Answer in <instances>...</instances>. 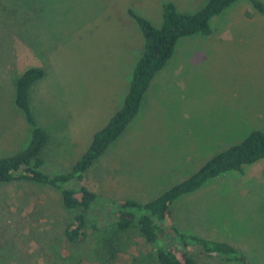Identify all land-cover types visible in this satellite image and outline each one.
Instances as JSON below:
<instances>
[{
	"label": "rangeland",
	"instance_id": "1",
	"mask_svg": "<svg viewBox=\"0 0 264 264\" xmlns=\"http://www.w3.org/2000/svg\"><path fill=\"white\" fill-rule=\"evenodd\" d=\"M257 1L262 11L236 0L209 20V34L178 39L124 131L70 182L97 195L90 214L98 228L82 242L64 237L71 213L57 188L0 183V264H137L132 256L150 251L134 229L115 256L102 251L99 236L114 229L109 208L126 198L151 200L249 131H264V0ZM165 2L190 13L206 0H0V157L28 142L13 82L37 66L43 75L30 87L29 109L47 135L40 170L67 172L120 108L141 54L142 34L127 12L157 27ZM169 207L168 225L264 264V158L207 179ZM193 257L237 264L217 253Z\"/></svg>",
	"mask_w": 264,
	"mask_h": 264
},
{
	"label": "trees",
	"instance_id": "2",
	"mask_svg": "<svg viewBox=\"0 0 264 264\" xmlns=\"http://www.w3.org/2000/svg\"><path fill=\"white\" fill-rule=\"evenodd\" d=\"M234 1L236 0H206L202 7L190 13L178 12L171 2H165L162 4L161 21L157 27L133 12H127L137 23L143 42L122 104L93 132L87 148L65 173L48 175L40 170L43 164L41 151L47 142V135L36 124L30 112L29 90L32 83L43 75V70L37 66L23 70L13 82V101L31 127L29 139L20 151L0 157V183L24 179L57 188L63 207L71 213L70 221L63 230L64 237L70 243L82 242L88 230L90 232L98 228V220L90 214L97 195L85 185H70V182L82 177V173L135 116L149 81L170 58L176 41L192 34H209V20ZM250 2L262 11L263 8L257 0ZM260 158H264V131L255 129L249 131L239 143L209 157L192 174L151 200L141 203L129 198L122 199L113 205V209L109 208L114 229L99 236L100 248L107 256H115L119 251V242L122 243L126 233L134 229L150 251L142 253L141 256H132L133 263L195 264L194 254L217 253L223 255L226 261L233 259L237 264H250L241 252L229 244L183 232L174 225H168L165 220L170 215V204L181 194L195 190L207 179L225 171H241L243 165ZM165 240L169 244H165Z\"/></svg>",
	"mask_w": 264,
	"mask_h": 264
},
{
	"label": "crops",
	"instance_id": "3",
	"mask_svg": "<svg viewBox=\"0 0 264 264\" xmlns=\"http://www.w3.org/2000/svg\"><path fill=\"white\" fill-rule=\"evenodd\" d=\"M179 39H180V38H179ZM163 66H164V65H163ZM163 66H162V67H163ZM162 67H161V68H162ZM161 68H160V69H161ZM160 69H159V70H160ZM159 70H158V71H159ZM158 71H157V72H158ZM157 72H156V73H157ZM156 73H155V74H156ZM155 74H154V75H155ZM152 78H153V77H152ZM126 87H127V86H126ZM146 89H147V88H146ZM126 90H127V89H126ZM138 109H139V108H138ZM131 120H132V119H131ZM123 131H124V130H123ZM123 131H122V132H123Z\"/></svg>",
	"mask_w": 264,
	"mask_h": 264
}]
</instances>
